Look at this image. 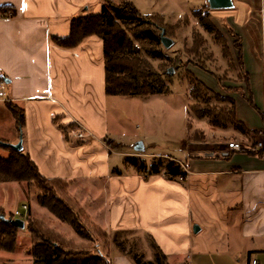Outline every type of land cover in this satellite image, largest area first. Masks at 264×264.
Listing matches in <instances>:
<instances>
[{
    "label": "crops",
    "instance_id": "obj_1",
    "mask_svg": "<svg viewBox=\"0 0 264 264\" xmlns=\"http://www.w3.org/2000/svg\"><path fill=\"white\" fill-rule=\"evenodd\" d=\"M0 5L13 9L0 12V139L15 144L21 136L23 150L39 173L67 182L64 195L69 199L79 191L77 208L87 226V216L92 217L116 240L109 239L116 249L113 259L102 246L104 257L115 264H138L148 252V259L164 255L160 264H249L253 258L264 264V151L227 147L229 140L242 146L264 144V0H233L226 18L242 38V71L249 89L241 80L215 86L195 76L234 99L236 119L247 134L234 126L215 128L205 119L203 126L194 120L187 111V86L182 156L164 151L168 146L158 142L166 140H159L156 127L143 124V116L142 125L152 134L132 135L130 142L142 143L139 155L167 156L179 164L186 175L177 179L165 176L164 167L144 178L127 162L137 154L125 151L128 143L119 128L131 113L117 111L120 104L133 101L150 115L148 108L167 101L171 89L146 97L106 95L103 42L96 35L73 47L54 41L69 35L74 16L99 14L102 0H0ZM222 86L238 90L224 94ZM7 103L23 110L21 130ZM28 195L23 181L0 183V209L5 213L27 204L28 215L35 218L33 209L40 205ZM128 233L138 252L118 242Z\"/></svg>",
    "mask_w": 264,
    "mask_h": 264
},
{
    "label": "trees",
    "instance_id": "obj_2",
    "mask_svg": "<svg viewBox=\"0 0 264 264\" xmlns=\"http://www.w3.org/2000/svg\"><path fill=\"white\" fill-rule=\"evenodd\" d=\"M7 11L13 13L10 5H0L2 14ZM146 17L136 10L131 1L116 3L112 0H102V8L99 14L74 16L71 20L69 35L54 38V41L56 44L65 47H73L87 36L96 35L103 42L106 95L146 97L164 93L168 91L164 83V74L155 70L147 58L139 55L140 49L133 41L136 39L144 42L145 39H148L152 43H160L159 35H155L151 29L140 28L147 22ZM196 17L198 25L203 27L205 31L213 33L214 39L223 40L208 13L198 12ZM194 39V52L198 53V48H201L206 39L199 35L195 36ZM233 44L238 52L237 66L242 72L241 43L234 41ZM222 49V51L224 49L227 51L225 44L222 45ZM151 53L155 57L160 56V52L155 50H152ZM187 76L188 95L190 99L192 98V103L188 107L190 116L192 115L199 120L205 119L209 125L215 128L234 126L237 130L247 134L246 129L236 119L233 98L215 93L204 82L199 81L191 71L187 72ZM247 79L248 75L246 74L244 81L247 84V89H249ZM217 82L220 83L219 79ZM232 88L227 89L232 92ZM212 99L216 103L223 102L225 105L211 103ZM7 108L15 117L17 128L21 130L25 119L23 110L12 103H7ZM60 128L66 135V129L63 126ZM107 142L113 147H119V144L117 145L111 140ZM0 148L5 151L4 155H0V183L23 181L28 189L35 188V199L41 207L61 223L69 225L78 237L96 242L95 231L88 228L80 209L69 197L64 195L67 182L45 178L39 173L35 162L29 158L28 153L23 148L17 151L2 139H0ZM126 159L131 166L143 173L144 178L150 174L159 173L162 167L165 169L164 175L168 178L177 179V177L182 178L186 175L180 165L175 164L173 160H171L172 162L152 161L147 165L144 161L137 160L136 156ZM0 214L6 217L2 209H0ZM25 224V231L28 232L31 245V264H113L109 258L100 253L98 248L93 250L87 248L86 250L66 244L70 241L67 239L63 241V237L59 233L44 227L42 222L37 219L29 216ZM19 230L11 223H6L0 219V250L7 252L16 248ZM156 259L163 261L165 257L159 253ZM136 263L148 264L139 260Z\"/></svg>",
    "mask_w": 264,
    "mask_h": 264
},
{
    "label": "rangeland",
    "instance_id": "obj_3",
    "mask_svg": "<svg viewBox=\"0 0 264 264\" xmlns=\"http://www.w3.org/2000/svg\"><path fill=\"white\" fill-rule=\"evenodd\" d=\"M113 2L119 3L121 1H131L136 10L143 16H147V22L140 26L141 29H151L155 35H159L161 29L165 30V35L173 40V45L169 48H165L162 45L160 40L159 44L152 43L145 39L144 42H140L136 39L135 44L140 49L139 55L143 58H147L149 63L153 66L155 70L164 74V83L166 84V88L171 89V94L168 97L167 101L160 103L159 106L149 107L150 115L148 112H142L141 107L137 103H133L131 101L130 106L128 103L120 104L121 106L117 111L120 113H125L127 110L130 114V117L124 120L122 123L121 130L122 134L121 138L124 142L128 143L125 145V151L134 152L137 155V160L144 161L147 165L152 161H163V162H172L170 158L167 156H143L139 155L140 151H135V145L140 141L130 142L132 140L133 133H138L139 137L142 135H150L152 134L149 130L146 129L142 125V116H143V124L144 121L148 123V126L151 128L156 127L157 135L159 140L163 137L166 142H158L160 145L163 143L168 147L164 149L174 157L182 156L180 153L181 142L180 140H184L186 127L184 126V109L183 102H185L184 93L187 89V81L188 76L187 72L191 71L194 76L200 78L201 80L213 82L216 86L217 79H219L221 85L224 84H234L239 82V80H245V73L237 66V50L234 47L233 42L238 41L242 42V38H240L239 34H237L234 30L233 23L228 21L227 16L232 13V10H223L217 11L210 10L208 8L207 0H112ZM230 9V8H229ZM208 13L210 20L214 25H216L219 30V35L223 38L222 41L218 39H214L213 33L207 32L200 27L197 22V13ZM199 35L203 39H206V42L198 48V53L194 52L195 49V39L194 37ZM225 44L226 50L222 51V45ZM152 50L160 52L159 57H155L151 53ZM234 52V57L232 56V52ZM224 52V53H223ZM172 69L173 72L169 74L167 72L168 69ZM204 72H207L209 76H205ZM206 81V80H205ZM224 94L232 93L228 91L231 88L229 86H222ZM238 90L237 87H233L232 91ZM215 92V91H214ZM216 93V92H215ZM188 95V90L186 92ZM219 94V93H218ZM221 95V94H220ZM196 102V101H194ZM192 103V98L189 97V105ZM211 103H216L213 99ZM217 105H225L223 102H217ZM188 111V109H187ZM194 120H199L191 115ZM204 120H201V125ZM203 126V125H202ZM201 126V127H202ZM144 128V129H143ZM164 133L166 135H164ZM150 138V137H149ZM152 139H150L151 141ZM228 141V140H227ZM230 142V140L228 141ZM227 142V143H228ZM226 145V144H225ZM112 146V145H111ZM113 147V146H112ZM147 147V146H146ZM202 145H197L195 148L202 149ZM208 148H212L213 146L207 145ZM146 149H149L148 147ZM204 149V148H203ZM160 148H157L156 151H160ZM0 148V153L4 154ZM119 160L123 157L122 154L116 156ZM148 160V161H147ZM174 162V161H173ZM175 163V162H174ZM27 188V187H26ZM35 188L31 187L28 189V200L31 202H35ZM79 191L76 190L74 192V196L70 197V200L73 201L78 207L80 205L81 196L78 194ZM80 197V198H79ZM81 206V205H80ZM36 212H32L33 216H37L33 219H37L42 222L43 226L52 229L59 233L64 239L69 240L70 242L66 243L68 245H72L74 248H84L87 250L99 249L101 252V247L106 251H109L108 255L111 259H113L114 253H116V249L113 246V241L116 240L113 238L114 236H109L106 229L100 228L96 222L92 220V217L87 216L86 221L88 223V228L95 231L96 242H91L90 240L82 239L77 236L73 229L69 227L66 223L61 224L58 219L52 216L47 212L46 209L36 207ZM8 209H6L5 215L8 216ZM29 216V215H28ZM85 217V216H84ZM96 220V218H95ZM59 222V223H58ZM26 226V224H25ZM20 236L18 235V239L16 241V248L14 252H4L0 251L2 255L0 259V264H31L30 258V239L28 232L25 231V228L19 230ZM120 237V235H119ZM111 239V242H109ZM122 247L127 249L128 251L138 252L137 247L135 246V240H133L128 233V235H124L122 242ZM139 249V248H138ZM144 250L140 248V251ZM137 254V253H136ZM107 255V257H109ZM132 255V254H131ZM140 255V254H139ZM150 255L148 252L142 253L140 255V259L148 264H160V260L156 259L157 255H151V259H148ZM10 260H7V259ZM115 264V262H112Z\"/></svg>",
    "mask_w": 264,
    "mask_h": 264
},
{
    "label": "water",
    "instance_id": "obj_4",
    "mask_svg": "<svg viewBox=\"0 0 264 264\" xmlns=\"http://www.w3.org/2000/svg\"><path fill=\"white\" fill-rule=\"evenodd\" d=\"M207 3H208V8L210 10H215V9L216 10H229V8L233 7V0H207ZM159 40H161L162 45L165 48L171 47L173 45V42H174L173 40H171L169 37H167L164 34L163 29L160 31ZM168 72H169V74H171L173 72V70L169 68ZM9 145H11L17 151L21 150L23 148V145L21 142V136H20L17 143L9 144ZM135 150H137V151L142 150V143L141 142H139L135 145ZM0 219L6 223L7 222L11 223L12 225L17 227L18 229L24 228V226H25V222L23 219L12 218V217H7V216L5 217L3 214H0ZM198 229H199L198 226L194 225L193 231L197 232Z\"/></svg>",
    "mask_w": 264,
    "mask_h": 264
},
{
    "label": "built area",
    "instance_id": "obj_5",
    "mask_svg": "<svg viewBox=\"0 0 264 264\" xmlns=\"http://www.w3.org/2000/svg\"><path fill=\"white\" fill-rule=\"evenodd\" d=\"M78 136H82V134L79 133ZM227 147L230 150L237 149V150L256 151V152H260L262 150L264 151L263 142H247V144L242 146V144L239 141L233 140L227 143ZM7 214L9 215V217H12V218L23 219L24 222L26 223V220L29 217L28 216V205L21 204L19 209L18 208L11 209L10 211H8ZM249 264H261V263H259L256 259L253 258L251 259Z\"/></svg>",
    "mask_w": 264,
    "mask_h": 264
},
{
    "label": "snow or ice",
    "instance_id": "obj_6",
    "mask_svg": "<svg viewBox=\"0 0 264 264\" xmlns=\"http://www.w3.org/2000/svg\"><path fill=\"white\" fill-rule=\"evenodd\" d=\"M25 7H26V5H25Z\"/></svg>",
    "mask_w": 264,
    "mask_h": 264
}]
</instances>
